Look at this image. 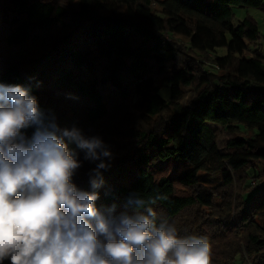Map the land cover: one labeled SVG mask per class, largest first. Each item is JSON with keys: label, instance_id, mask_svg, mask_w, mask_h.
Returning a JSON list of instances; mask_svg holds the SVG:
<instances>
[{"label": "trees", "instance_id": "trees-1", "mask_svg": "<svg viewBox=\"0 0 264 264\" xmlns=\"http://www.w3.org/2000/svg\"><path fill=\"white\" fill-rule=\"evenodd\" d=\"M233 7L264 0H0V84L103 139L98 208L137 193L158 224L206 238L210 264H264V48ZM77 151L73 181L92 191Z\"/></svg>", "mask_w": 264, "mask_h": 264}, {"label": "clouds", "instance_id": "clouds-1", "mask_svg": "<svg viewBox=\"0 0 264 264\" xmlns=\"http://www.w3.org/2000/svg\"><path fill=\"white\" fill-rule=\"evenodd\" d=\"M77 149L96 163L92 191L73 181ZM112 155L101 137L46 117L29 89L0 84V264H210L206 238L158 224L139 194L119 213L97 207Z\"/></svg>", "mask_w": 264, "mask_h": 264}, {"label": "rangeland", "instance_id": "rangeland-1", "mask_svg": "<svg viewBox=\"0 0 264 264\" xmlns=\"http://www.w3.org/2000/svg\"><path fill=\"white\" fill-rule=\"evenodd\" d=\"M234 17H233V24L236 26L240 20L245 18L246 16H252L257 21L260 32L262 33L261 41L262 47L264 48V8H254V7H233ZM166 39L169 43H173L174 41H186L184 37H181L179 35L175 36H166ZM227 49L225 47H219L216 49V53L219 56H222L226 54ZM160 94L163 98L168 99L170 95V86H165L160 90ZM191 94V92L188 93V96ZM187 96V97H188ZM61 127H67L66 123H63ZM229 137L228 133H224L220 139V147L225 150V139ZM72 148H75V145H70ZM7 262V261H5ZM8 263V262H7Z\"/></svg>", "mask_w": 264, "mask_h": 264}, {"label": "built area", "instance_id": "built-area-1", "mask_svg": "<svg viewBox=\"0 0 264 264\" xmlns=\"http://www.w3.org/2000/svg\"><path fill=\"white\" fill-rule=\"evenodd\" d=\"M217 66V65H216Z\"/></svg>", "mask_w": 264, "mask_h": 264}]
</instances>
